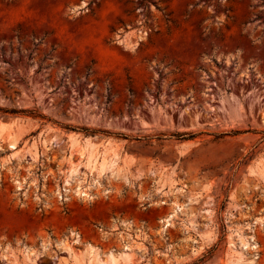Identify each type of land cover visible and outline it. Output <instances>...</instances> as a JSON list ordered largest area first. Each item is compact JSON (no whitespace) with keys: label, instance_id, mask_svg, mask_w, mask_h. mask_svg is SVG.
Returning <instances> with one entry per match:
<instances>
[{"label":"rangeland","instance_id":"rangeland-1","mask_svg":"<svg viewBox=\"0 0 264 264\" xmlns=\"http://www.w3.org/2000/svg\"><path fill=\"white\" fill-rule=\"evenodd\" d=\"M113 257L264 264V0H0V264Z\"/></svg>","mask_w":264,"mask_h":264},{"label":"bare ground","instance_id":"bare-ground-1","mask_svg":"<svg viewBox=\"0 0 264 264\" xmlns=\"http://www.w3.org/2000/svg\"><path fill=\"white\" fill-rule=\"evenodd\" d=\"M3 125H7V124H3ZM4 128V127H3ZM78 141V140H77ZM74 142V141H73ZM12 147L13 148H15L16 147V142H14V143H12ZM91 156H92V154H91ZM94 158V157H93ZM104 159V158H103ZM91 160V159H90ZM94 159H92V161H93ZM103 161V160H102ZM109 161V160H108ZM107 160H106V158L104 159V161L102 162V163H100V166L98 167L99 168V170L101 171V172H103L105 169H106V167L109 165ZM108 162V163H107ZM90 163V162H89ZM98 166V165H97ZM108 167H110V166H108ZM96 168V167H95ZM83 192V191H82ZM81 192V193H82ZM85 195H88V194H86L85 193ZM170 217L169 218H167L166 220H165V222L167 223V226H169L170 225ZM126 255V254H125ZM98 260V259H97ZM98 262V261H97ZM116 262H117V258L116 257H113V258H110V260H108V261H104V260H100L97 264H116Z\"/></svg>","mask_w":264,"mask_h":264},{"label":"trees","instance_id":"trees-1","mask_svg":"<svg viewBox=\"0 0 264 264\" xmlns=\"http://www.w3.org/2000/svg\"><path fill=\"white\" fill-rule=\"evenodd\" d=\"M11 1H13V0H11ZM4 113H6V114H8V113L18 114L19 112L6 110V111H4ZM22 113H25V111H23ZM31 115L34 116L35 118H38V117L43 118V119L45 118L44 116L36 115L34 113H31ZM85 131L89 132L90 130L86 129ZM92 132L95 133V131H92ZM227 135H230V134L226 133V134H223L222 136H227ZM172 137H176L178 140H192L196 137V135L184 133V134L172 135Z\"/></svg>","mask_w":264,"mask_h":264}]
</instances>
